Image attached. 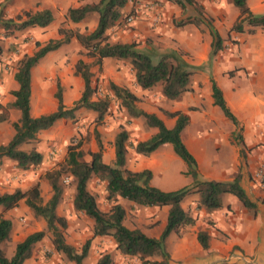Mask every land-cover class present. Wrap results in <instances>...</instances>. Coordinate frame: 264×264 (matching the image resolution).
I'll return each instance as SVG.
<instances>
[{"label": "trees", "instance_id": "16d2710c", "mask_svg": "<svg viewBox=\"0 0 264 264\" xmlns=\"http://www.w3.org/2000/svg\"><path fill=\"white\" fill-rule=\"evenodd\" d=\"M137 1L139 0H100L95 4H85L70 9L67 13V20L74 24L82 22L90 14H99L97 29L90 34L60 29V34L64 36L62 39L51 40L46 45L37 43L39 50L32 56L25 55L19 61L18 70L15 74V80L19 88L13 92L15 100L9 105L8 110L20 111L21 118L13 124L15 136L11 142L0 147V157L11 159L16 167L23 171L38 167L43 163V154L35 148L31 151L22 150V146L38 141V135L41 132L51 129L61 120H75L77 113L82 109L96 112L99 122L103 121L105 115L110 112L112 104L109 98L94 100L96 88L93 86L92 64L81 59L76 64V74L80 75L85 83L82 97L74 103L73 107H67L64 104V89L58 83L57 110L40 117L32 115L33 70L50 53L71 43L73 38H76L85 50V53L81 52V55L94 58L96 63L100 64L105 59L129 61L136 75V84L143 90L161 85L163 95L169 100H178L190 91L191 79L198 68L191 65L184 58L181 51L160 52L152 47L143 50L139 48L137 42L110 43L109 31L126 24L127 14L125 9L136 4ZM156 1L161 4L176 5L183 10L184 15L188 6L197 8L198 17L175 21V25L177 27H184L189 24L196 26L206 24L208 26L212 37L210 61L227 49L226 40L215 29L212 18L206 17L204 9L197 4L196 0ZM233 2L240 9L241 16L231 29V33H245L246 25L252 28L250 30L251 34L259 29L264 30V15L252 13L247 0H233ZM135 12L132 11V14ZM53 21L52 11L44 10L36 13L25 12L24 15L18 16L16 20L4 21L3 25L7 32H13V26L20 31L36 27L47 28ZM110 90L121 101V108L125 109L131 118L145 119L149 127L158 129V133L147 141L131 143L129 132L122 129L116 136L114 143L116 161L113 166L103 162V145L101 141H99L100 151L90 153L91 162L84 160L85 152L79 151L78 146L70 147L65 169L66 173L76 180L74 206L77 211L83 212L94 221V239L111 237L121 254L136 257L142 264H170L171 256L166 250V240L172 233L177 232L181 235L182 230L196 224V219L186 212L182 206L183 201L188 196L199 194L201 198L200 206L209 212L223 207V196L225 194L236 196L248 209L256 208V204L250 200L241 185V176H238L232 182L199 180L197 160L182 137L183 132L190 125V118L187 114L183 112H165L167 117L177 118L175 127L169 129L157 115L149 114L138 107L140 99L130 89L110 83ZM212 92L215 106L220 108L225 117L238 127L240 125L238 119L227 104L223 91L214 80H212ZM7 120V114L0 115V122ZM168 144L173 146L175 154L186 163L188 167L186 174L195 181L193 186L165 192L151 185L153 179L151 171L145 170L135 173L127 169L129 148L134 149L139 155L149 157ZM64 174L65 172L62 170L47 174L46 178L53 191V196L47 202L44 201L40 185H36L28 191L18 189L14 193L0 194V207H3L7 212L16 209L22 202H25L36 217L45 220L47 223L48 231L53 236L56 251L66 255L75 264H84V260L91 250L92 241H87L81 252L68 244L65 237L68 222L57 213L63 196L60 181ZM95 175L107 181L110 200L122 198L139 206L170 208L168 225L161 238H150L139 229L130 230L127 228L124 225L127 213L120 204H115L109 212L101 210L96 197L88 189L89 182ZM12 231L13 222L4 218V215L1 214L0 264H25L31 258L34 246L45 238L46 233L40 231L29 235L17 244L13 257L9 258L2 246L11 241ZM198 238L205 250L210 248V236L207 232H200ZM97 264L115 263L110 254H104Z\"/></svg>", "mask_w": 264, "mask_h": 264}, {"label": "crops", "instance_id": "0c3cea01", "mask_svg": "<svg viewBox=\"0 0 264 264\" xmlns=\"http://www.w3.org/2000/svg\"><path fill=\"white\" fill-rule=\"evenodd\" d=\"M196 1L204 9L206 17L212 18L213 26L223 39L232 37L237 43L230 46L226 43L227 49L210 61L212 50L210 30H207L208 32L203 38L200 30L187 29V35L190 36L187 37V40L182 38L179 47L187 49L189 44H194L191 47L193 58L191 61L186 60L198 68L191 79L189 92L178 100H169L162 92L157 98H154L151 89L143 90L136 85V76L134 75L129 82L123 81L125 78L110 71H107L103 77L111 79L119 87L130 89L140 99L138 107L149 114L157 115L169 129L175 127L177 118L167 117L165 112L187 114L190 118V125L185 129L182 137L197 160L199 180L232 182L241 176L243 189L250 200L256 204L255 209H248L236 196L225 194L223 207L209 212L200 206L199 194H192L185 198L182 206L196 219V224L182 230L181 235L177 232L172 233L166 240V250L171 256L170 264H264V187H261L254 179L255 172L264 163V30L259 29L251 34L252 28L246 25L245 33H231V29L241 16L240 9L235 6L233 0ZM29 2V8L33 9L34 13L50 10L54 15V21L49 27L37 28L42 30L41 34L45 35V38L42 39L44 42L62 39L64 37L60 34L62 27L81 34H90L98 27L99 14L97 16V13L90 14L77 24L66 18L70 9L85 4H95L96 0H29ZM247 4L255 15H264V0H247ZM138 7V5H131L125 11L132 8L140 10L141 8ZM193 8V6H188L184 15L180 7L167 3L159 12L153 11L150 14L154 17L159 14V17L161 16L165 22L170 23L174 20L181 21L190 17H198V12H195ZM138 13L147 12L138 11ZM92 18L93 23L91 24L89 20ZM71 45L82 48L78 40L73 38L71 44H66L49 55H64L69 52L68 47ZM81 59L89 64L93 62L89 57L81 56L76 59L73 67L65 69L61 74L60 82L62 87L67 90L63 95L64 104L67 107H73L83 94L84 80L76 74V63ZM110 62H112L111 59H105L100 65L103 63L104 66ZM212 80L223 91L227 104L240 123L238 127L225 117L220 108L215 106ZM18 88L17 83L15 91ZM72 96L77 98L70 101ZM186 96L189 97L186 98ZM14 100V96H11L8 103H12ZM53 104L52 97L48 98L47 94L43 93L40 96L39 107L34 109L32 98V115L40 117L55 112L58 107L52 108ZM191 107L201 110L192 111ZM10 113L13 123L20 120V111L13 109L10 110ZM132 120L134 124L131 126V131L138 142L147 141L158 133V129L149 127L145 119ZM61 122L68 129L70 124L66 123V120L59 121L58 124ZM45 132L48 131L42 132L39 137L42 138V134ZM14 136L15 133H12L10 141L5 145L0 142V147L8 145ZM163 148L165 147H161L150 157L139 155L134 149L129 148L127 169L135 173L149 170L153 173V179L157 175H164L169 165L179 160V157L173 149ZM99 151L93 150L94 153ZM115 161L116 150L113 143L108 151L104 152L103 162L113 166ZM186 172H181L180 176L187 177ZM20 180L16 164L7 157H0V194L14 193L20 189ZM194 182L192 178V181L187 182L184 187H191ZM159 189L172 192L181 188L171 184L164 185ZM116 204L122 205L126 210L124 225L127 228L130 230L139 229L150 238H161L168 225L170 208L139 206L122 198H118ZM1 208L0 215L11 220L14 229L15 217H18V212L20 214L21 210H25L31 213L25 202H22L18 208L7 212L3 207ZM69 230L72 236L67 243L70 245L75 244V239L79 238L85 241L97 240L94 239V225L91 228L83 225L76 229V226L73 227L70 223ZM200 232H207L210 236V248L207 250L199 242ZM103 240L106 241V238H98L95 246L92 247L93 250H90L84 260V264L92 256L97 264L104 254H110L113 260L115 259V264H136L132 257L121 254L114 242L109 240L108 245ZM20 241L22 239L13 242L15 243L13 251L11 250L13 255ZM100 244L101 246H99ZM67 264L75 263L67 261Z\"/></svg>", "mask_w": 264, "mask_h": 264}, {"label": "rangeland", "instance_id": "374dc122", "mask_svg": "<svg viewBox=\"0 0 264 264\" xmlns=\"http://www.w3.org/2000/svg\"><path fill=\"white\" fill-rule=\"evenodd\" d=\"M99 1L100 0H96L97 3ZM29 4V0H13L10 2L0 0V115H8L7 121L0 122V142H2L4 145L10 141L12 133H15L13 128V124L15 122L13 123V117L10 113V110L13 109L8 110V107L11 104L8 103V99L13 96V92L15 91L17 85L15 74L18 70L19 61L25 55H34L39 50L37 43L42 45L49 43L42 40L45 38V35L41 34L42 30L37 29L39 27L28 28L26 30L20 31L13 26V32H7L4 29V21L11 19L16 20L18 16L24 15L25 12L34 13V10L29 8ZM137 5L139 6L138 8H141L140 10L132 8L126 12V24H124L122 27H115L109 31L108 35L110 38V43L137 42L139 43L140 49L146 50L148 47H152L160 52L179 50L182 52L185 59L191 61V58H193L191 47L194 46V44H189L187 46V50L185 48L179 47L181 43L180 40L182 38H186L187 40V37L190 36L187 35V29L195 30V28L200 30L204 38L208 32L207 30H209L208 26L206 24H201L200 26L189 24L184 27H177L175 25L176 20L169 23L165 22L161 16L159 17V14L154 17L150 13L153 11H155V13L159 12V10L164 6V4H161L156 0H139L136 4H134V6ZM193 9L195 12L197 11L196 7ZM132 11L136 12L132 14ZM138 11H146L148 14H139ZM96 15L98 16V14ZM130 18L133 19L132 22L129 21ZM89 22L92 24L93 18L90 19ZM61 29L69 30L63 27ZM72 31L76 33V31ZM225 40L229 46L231 44H236V41L233 40L232 37ZM68 49L69 52L64 55H48L33 70L34 92L32 93V98L34 109L39 107L40 96L43 93L47 94L48 98L52 97L54 103L51 106L52 108L58 107L56 94L58 91V83L62 85L60 82L61 74L65 69L67 70L73 67L77 58L81 56L86 58L85 55H81V52L84 54L85 50L80 48V46L73 47V45H71L68 47ZM90 59L93 60L91 63L92 71H95L93 72V86L96 88L94 100L109 98L112 104L110 112L105 115L103 121L99 122L97 120L98 114L96 112L82 109L77 113L75 120L66 119V123L70 124L68 125V129L63 124V122H61L59 124L57 123L51 129L46 130L48 132L42 134V138L39 137V135L42 133L41 132L38 135V141L29 145H24L21 149L25 151H31L34 148L37 149L43 154V163L38 167L31 168L26 171L20 170L16 167L21 177L20 190L28 191L32 187L40 185L42 196L45 202L50 200L53 196L52 188L46 178L47 174L59 170L65 172L60 181V185L63 189V196L58 206L57 213L59 216L64 217L68 222V228L65 231L66 241L71 239L72 236L69 230L70 223L71 226H76V229L77 227L83 225L84 227L87 226L88 228H91L93 225L95 227L94 221L87 217L83 212L77 211L74 206L76 180L70 174L66 173L65 169L70 147L78 146L79 151L85 152L84 160L91 162L92 158L90 153H94L93 150H100L99 141L102 142L104 156V152L108 151L109 147L115 143L116 135H118L122 129H125L129 132L132 143L138 142L131 131V126L134 124L132 119H137L131 118L127 111L121 108V101H119L110 90V83H114V81L103 77L107 71H110L125 78L123 81L129 82L131 78H133V75L136 76L130 62L111 59L112 62L108 63L107 65L104 64L103 66V63L101 65L96 63L94 58ZM63 89V95H65L67 90L65 87H63ZM150 91L152 96L157 98L159 93L162 92V86L157 85L151 88ZM188 97L189 96H186V98ZM75 98L77 97L72 96L70 101H74ZM5 104L7 105L5 106ZM191 109H195L192 111L201 110L200 108L196 107H191ZM113 140L114 142L112 143ZM164 147L165 148L163 149H173V146L170 144L165 145ZM178 159L179 160H176L175 162H172L171 165H169L164 175L155 176L154 179H152L153 181L151 185L157 188H163L164 185L166 186L172 184L180 186V188H184L187 182H191V177L180 176L182 175L181 172L188 171V167L181 158ZM107 186V181L96 175L92 177L88 186L89 191L96 197L99 207L104 212H109L111 208L118 202V198L113 200L109 199ZM26 207L28 208L27 205ZM1 209L2 208L0 207V210ZM28 209L31 213L26 212L25 210H21L20 214L18 212V217H15V229L13 226L11 241L2 246V248L7 252L8 257H13V252L11 253V250L13 251L15 244L13 242L18 241L19 239H22L23 241L30 234L44 231L46 233L45 238L34 246L31 258L26 261L27 264H67V261L70 260L63 253L56 251L53 244V236L48 231L45 220L36 217L30 208ZM75 232H77V230H75ZM105 238L106 241H103H105L106 244L109 245V240L113 242L111 237H102L100 239ZM96 241H98V238L97 240L92 241L91 248L95 246ZM86 242L87 241L79 238L77 240L75 239V244L71 245L81 252L82 247L86 244ZM99 246H101V244ZM91 250H93V248ZM132 259L134 262L136 261V264H142L138 258L132 257ZM95 263L96 261L93 256L89 257L85 261V264Z\"/></svg>", "mask_w": 264, "mask_h": 264}, {"label": "built area", "instance_id": "2783aa9c", "mask_svg": "<svg viewBox=\"0 0 264 264\" xmlns=\"http://www.w3.org/2000/svg\"><path fill=\"white\" fill-rule=\"evenodd\" d=\"M132 20V18L129 19L130 22H132ZM254 179L259 183L261 187H264V163L255 172Z\"/></svg>", "mask_w": 264, "mask_h": 264}]
</instances>
